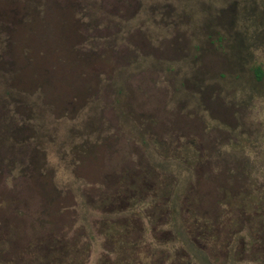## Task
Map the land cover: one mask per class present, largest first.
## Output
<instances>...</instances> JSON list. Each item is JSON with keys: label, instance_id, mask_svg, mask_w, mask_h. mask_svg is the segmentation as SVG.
Listing matches in <instances>:
<instances>
[{"label": "rangeland", "instance_id": "obj_1", "mask_svg": "<svg viewBox=\"0 0 264 264\" xmlns=\"http://www.w3.org/2000/svg\"><path fill=\"white\" fill-rule=\"evenodd\" d=\"M0 264H264V0H0Z\"/></svg>", "mask_w": 264, "mask_h": 264}, {"label": "trees", "instance_id": "obj_2", "mask_svg": "<svg viewBox=\"0 0 264 264\" xmlns=\"http://www.w3.org/2000/svg\"><path fill=\"white\" fill-rule=\"evenodd\" d=\"M257 74H258V75H260V74H261L260 70H257ZM258 77H259V76H258Z\"/></svg>", "mask_w": 264, "mask_h": 264}]
</instances>
